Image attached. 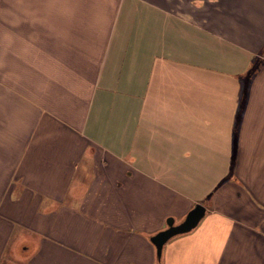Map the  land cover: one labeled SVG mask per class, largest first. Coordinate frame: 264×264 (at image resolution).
Segmentation results:
<instances>
[{"label":"crops","instance_id":"crops-1","mask_svg":"<svg viewBox=\"0 0 264 264\" xmlns=\"http://www.w3.org/2000/svg\"><path fill=\"white\" fill-rule=\"evenodd\" d=\"M0 264H264V0H0Z\"/></svg>","mask_w":264,"mask_h":264},{"label":"water","instance_id":"water-1","mask_svg":"<svg viewBox=\"0 0 264 264\" xmlns=\"http://www.w3.org/2000/svg\"><path fill=\"white\" fill-rule=\"evenodd\" d=\"M206 214V207L197 203L186 215L183 221L180 223H175V219L173 217L168 218L167 220V228L157 232L155 235L151 237V241L156 247L157 257L159 259L162 258L164 245L174 236L183 234L194 229L201 219Z\"/></svg>","mask_w":264,"mask_h":264},{"label":"rangeland","instance_id":"rangeland-1","mask_svg":"<svg viewBox=\"0 0 264 264\" xmlns=\"http://www.w3.org/2000/svg\"><path fill=\"white\" fill-rule=\"evenodd\" d=\"M186 233H189V232H186ZM186 233H183V234H186ZM190 233H191V231H190ZM183 234H179V235H176V236H174V237H178V236H181V235H183ZM174 237H172V239H173Z\"/></svg>","mask_w":264,"mask_h":264}]
</instances>
